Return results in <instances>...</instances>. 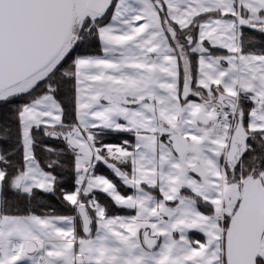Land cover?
Listing matches in <instances>:
<instances>
[{"label": "snow or ice", "instance_id": "1", "mask_svg": "<svg viewBox=\"0 0 264 264\" xmlns=\"http://www.w3.org/2000/svg\"><path fill=\"white\" fill-rule=\"evenodd\" d=\"M0 264H264V0H0Z\"/></svg>", "mask_w": 264, "mask_h": 264}]
</instances>
